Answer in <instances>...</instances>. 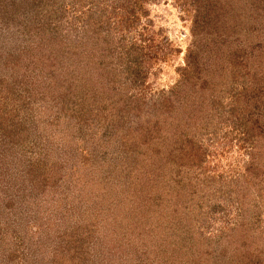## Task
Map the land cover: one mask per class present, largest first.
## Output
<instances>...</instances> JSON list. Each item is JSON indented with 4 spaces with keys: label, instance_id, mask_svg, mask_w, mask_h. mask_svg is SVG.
Segmentation results:
<instances>
[{
    "label": "trees",
    "instance_id": "obj_1",
    "mask_svg": "<svg viewBox=\"0 0 264 264\" xmlns=\"http://www.w3.org/2000/svg\"><path fill=\"white\" fill-rule=\"evenodd\" d=\"M20 1L1 0V20L15 26L21 41L12 58L28 61L1 68L9 75L0 79L7 96L0 105V191L25 189L20 195L34 202L37 195L49 194L50 185L71 179L78 188L67 196L78 198L83 186L102 179L101 196L107 194L111 204L117 200L121 209L105 218L101 234L109 233L118 244H141L136 255L119 249L125 262L264 264V0H181L179 12L190 15V42L175 83L151 99L144 93L149 64L164 55L144 32L149 22H142L148 17L144 5L151 0ZM29 6L34 9L30 21V12L18 11ZM121 61L128 79L115 71ZM46 75L58 84L43 87ZM129 79L132 92L120 90L117 84ZM50 93L63 104L62 111L36 122L34 112ZM183 137L205 148L228 137V144L243 151V169L216 189L203 180L185 184L191 186L186 190L179 168L173 169L175 175H163L174 165L170 160L180 159ZM103 143L117 149L121 163L129 160L130 169L116 173L130 177L129 182L116 183L117 170L101 173L109 165L104 156L97 159L105 153ZM16 149L36 159L20 181L11 172ZM206 151L197 152L201 159L192 165L202 168ZM72 154H79V160ZM70 157L72 173L67 172ZM217 202L237 210L234 218L208 239L195 237L192 225L198 219L206 223ZM161 231L186 236L164 260L162 249L152 253L153 262L145 260L156 244L153 238L162 241ZM19 235L15 248L5 252L8 263H35L37 247L24 252Z\"/></svg>",
    "mask_w": 264,
    "mask_h": 264
},
{
    "label": "rangeland",
    "instance_id": "obj_2",
    "mask_svg": "<svg viewBox=\"0 0 264 264\" xmlns=\"http://www.w3.org/2000/svg\"><path fill=\"white\" fill-rule=\"evenodd\" d=\"M15 1L17 4L21 2L20 0ZM181 3V0H151L144 5V10L148 11V17H146V19L142 18V22H145V20L149 21L145 25V35L147 36V34L150 33L149 40L154 41V45H157L158 48L160 46L164 53L162 57L152 60V63L149 64L150 70L144 85V93L147 98H154L159 91L169 88L175 83L178 77L176 68L181 66L184 52L190 42V15L186 12H179L178 8ZM30 7L32 6H29L27 9H18L20 14H23V12L25 14L30 12L28 14V21H30V17L34 18L32 14L34 9L30 10ZM1 10L0 0V79L4 80L9 73L7 70L5 74L1 73V68H11V66L16 65L19 60L24 62L28 61V58H12L17 55V47L21 44V41L17 38L18 34L14 28L15 26H9L5 20H1ZM8 23L11 24L10 21ZM8 30H13V32H9ZM70 37L76 38V36L72 34ZM116 54L117 53H115L114 56ZM123 63L124 62L121 61L116 64L115 71L127 78L128 73H126V68L122 65ZM57 82L58 80L49 79L46 75V82L43 80L40 84L44 87V85H57ZM131 85L132 81H130V79L122 84H117L120 90H129L132 92ZM6 98L7 96L1 92L0 85V105L1 99ZM13 98L14 97L11 98V102H13ZM53 102L51 93L47 96V99L39 102V104L42 103V105L40 108H36L34 112L37 116L35 119L36 122L44 121L46 116H50L52 119V117L61 113L63 104L61 105L57 99L54 103ZM72 107L73 104L71 101L69 108ZM40 126L43 127L44 124H40ZM39 132L41 135L46 134V132L41 130H39ZM195 137H200V135H195ZM53 141L54 140H51L50 142L53 143ZM227 141L228 137H222L220 144L209 143L211 147H206L205 160L203 159V162H201L202 168H200L197 165H192V162L193 160L199 161L201 159V153L198 154L197 152L206 150V148L202 146L198 147L192 143L189 144L183 137L180 159L177 158L176 162L170 160V163H174V165L169 167L166 174V171H164L163 175H175L176 172L173 169H175V167L179 168L180 175L178 178L185 189H191V186L188 187L185 184L189 185L195 182L197 183V181L199 184H202L203 180H208L212 183L213 186L211 187H213V189L218 188V184L228 183L230 175L235 176L237 172L243 169V162L246 161V158L243 155V151L238 147L232 146V144H228ZM188 146L192 147V153L194 154H191ZM101 147L104 150L101 151L105 152V155L103 154L97 157V159L100 160L104 156V158L107 159L105 163L109 164L106 165V168L102 169L103 171H101V173L107 172L108 168L113 172L117 170L113 174L115 182H120L119 184L129 182L130 177H118L117 175L121 174V172L123 173L125 169H130L131 164L129 160L124 159L123 163H121L120 160L122 161V158H120V156L116 158L119 152L113 145L103 143ZM80 150H78V153ZM101 151L100 153L102 154L103 152ZM14 155L15 160H13L11 164L13 165V167H11V172L15 170V175H17L16 180H24V172L29 170V166H32L36 159L33 154L31 156L30 154L24 156L22 150L18 149L15 150ZM72 155L74 159L78 157L79 160V154ZM72 157L67 159L69 163L68 173H72L69 169L73 167L70 166V162L74 161ZM114 166H117V169H115ZM73 168H75V166ZM8 170H10V168H8ZM119 171L121 172L119 173ZM80 175H82V173ZM68 181L71 182V187H68ZM92 181V183H87L85 186L79 184L84 188V193L82 192L83 194L81 197L75 198L77 195H72L68 198V193L76 194L78 185L73 180L67 179L61 186L58 184L50 185L52 188L49 190V194L43 193L40 196L37 195L34 202L28 200L27 195H20L23 194L21 191L25 189H22L20 192L16 191L15 193L13 190L5 192L1 189L0 264H11V262L8 263L7 260L9 257L5 255V252L15 248V241L16 238L20 236L19 234L24 237V239L21 237L22 240H20L22 244H25L23 245L25 248L24 252L30 253L33 247H37L35 249L36 256L33 258L35 263L33 264H39L41 262L43 264H75L77 262L78 264H131L128 261L125 262L126 259L120 256L119 249L125 251L126 255L131 253L136 255L134 253L135 247L139 248L141 244H138L139 242L135 243L136 240H133L130 245H125V243L118 244L115 242V237L111 239L109 233L108 235L101 234V227L103 226L102 224L105 218L107 219L109 215L112 216L116 211L121 209V206L118 208L119 206L115 205L117 200L111 204L112 198H109L107 194L101 196L100 189L103 187V183L101 185H99V183L102 182V179ZM89 182H91V180ZM18 184V182L14 184V188ZM199 186L202 187L203 185ZM67 188L70 189L69 192L66 191ZM86 190H89V195L86 194ZM198 190H200L201 193L202 189ZM85 195L87 196L85 197ZM212 201L216 202V200ZM225 203L226 202H224L223 205L222 202H217L212 215L207 218L206 223L203 224L198 219V221L192 225L194 229L196 228L194 231L195 237L208 239L218 233L220 229L226 225L227 219L234 218V213L237 210L233 207H231V209L230 206L226 207ZM111 207L114 208L113 212H111L113 209H111ZM91 212L92 216L89 214ZM218 212L220 213L218 214ZM108 220L109 219H107V221ZM92 221L94 222V228H90ZM189 224L191 225V223ZM27 226L29 228L26 230L25 228ZM30 229L39 234L33 236ZM158 236L162 241L156 236L153 238V243L156 244L152 245V250L147 251L148 255L144 256L145 260L150 259L151 262H153L154 256L152 253L155 252V250L158 252L161 249L163 250L162 257L164 260L165 257H168L166 254L172 252L171 250H173V247L176 245L175 243L181 240V237H185L186 233L174 238L170 233L161 231ZM129 242L130 241L127 243ZM190 242L194 241L190 240ZM1 255L3 257H1ZM25 257L28 258L29 255ZM130 257L133 259V256ZM118 260H120V263ZM17 261H19V259H17L16 262ZM20 262L24 264L22 261ZM152 264H155V261Z\"/></svg>",
    "mask_w": 264,
    "mask_h": 264
}]
</instances>
